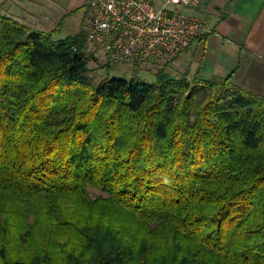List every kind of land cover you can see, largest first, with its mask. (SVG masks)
<instances>
[{
    "label": "trees",
    "instance_id": "obj_1",
    "mask_svg": "<svg viewBox=\"0 0 264 264\" xmlns=\"http://www.w3.org/2000/svg\"><path fill=\"white\" fill-rule=\"evenodd\" d=\"M63 23L0 13V264H264V95L171 62L93 83Z\"/></svg>",
    "mask_w": 264,
    "mask_h": 264
},
{
    "label": "crops",
    "instance_id": "obj_2",
    "mask_svg": "<svg viewBox=\"0 0 264 264\" xmlns=\"http://www.w3.org/2000/svg\"><path fill=\"white\" fill-rule=\"evenodd\" d=\"M151 1L154 4L155 0ZM156 1L162 7L166 0ZM87 2L0 0V13L38 30L51 31L64 19L62 32L69 21H75L76 34L81 29ZM181 11L202 21L206 30L170 65L181 74L188 70L189 77L197 73L205 81L232 74L239 87L264 95V0H199L197 5L185 6ZM78 14L80 18L73 20Z\"/></svg>",
    "mask_w": 264,
    "mask_h": 264
},
{
    "label": "built area",
    "instance_id": "obj_3",
    "mask_svg": "<svg viewBox=\"0 0 264 264\" xmlns=\"http://www.w3.org/2000/svg\"><path fill=\"white\" fill-rule=\"evenodd\" d=\"M199 0H88L82 31L86 52L113 68L173 62L205 34L204 23L181 9Z\"/></svg>",
    "mask_w": 264,
    "mask_h": 264
},
{
    "label": "rangeland",
    "instance_id": "obj_4",
    "mask_svg": "<svg viewBox=\"0 0 264 264\" xmlns=\"http://www.w3.org/2000/svg\"><path fill=\"white\" fill-rule=\"evenodd\" d=\"M159 3H157V1H154V6L159 8L160 6L158 5ZM80 18V14H78L74 19H78ZM75 21H73V23H70V21L68 22V25L65 26V28L63 29V31L61 33H59V35L56 36L57 39H63L66 36H70L73 35L75 33V31L77 30V27H75ZM76 26H78V24H76ZM35 29V28H32ZM38 30V29H35ZM38 31H42V32H49L50 30L48 29H42V30H38ZM96 58V63L93 65L92 63L88 64V77L89 79H91V81L93 83H99L101 81H103V79L107 78V79H111V78H122V79H129L130 77L133 76H137L139 77L142 81L144 82H148V83H152L154 81V74L157 72L158 69H160L165 62H148L146 64L140 65L139 70H137L136 72L132 73V67L131 66H124V67H120V68H111L110 70H108L106 67H104V60L102 58L101 55H96L94 56V59ZM173 67L174 69L176 68V66H169L168 71L171 73L172 76H177L179 73V69L176 68L173 71ZM180 68V67H179ZM176 72V73H175ZM89 195H91L92 198H97V197H102L105 196L103 193H100L99 191L95 190V189H91L89 188Z\"/></svg>",
    "mask_w": 264,
    "mask_h": 264
}]
</instances>
